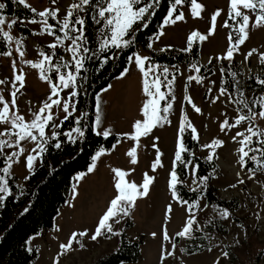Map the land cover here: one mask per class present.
I'll list each match as a JSON object with an SVG mask.
<instances>
[{
	"label": "rangeland",
	"instance_id": "obj_1",
	"mask_svg": "<svg viewBox=\"0 0 264 264\" xmlns=\"http://www.w3.org/2000/svg\"><path fill=\"white\" fill-rule=\"evenodd\" d=\"M26 2L36 8L37 11L58 7L60 11L57 19L62 20L68 6L78 2V0H56V4H53L52 0H26ZM199 2L205 6V11L201 14L202 18L194 19L189 10V5L185 4L182 7L178 6V11L185 13V20L177 22L175 25L163 27V19L167 14V8L157 25V32L153 34L149 41L153 44V47L149 49V43L144 47L136 42L129 56H132L134 52L142 56H149L152 52H159L161 48H167L168 46L175 48L177 51H182L187 47V38L193 30H199L202 34L207 33L211 23L210 17L219 8L223 9V12L217 18L215 35L209 37L205 42H199L198 63L204 66L210 64L209 73L196 72L192 65H187L184 61L176 63L175 66L154 63L160 66L157 74H161L163 67H167L169 72L175 69V72L171 73V77H168V80H171L173 76L175 77L172 93L168 101L161 102V107L167 102H171L172 108L167 114V123L162 127L153 129L147 137L141 138L140 146L137 148V164H132L130 162L131 158L126 155L127 151L134 146V142L123 137L122 134L131 133L134 122L144 118L141 109L147 98L142 91V74L135 64H130L128 60L126 67L95 93L92 121L94 131L111 129V133H115L120 137L110 148L105 149L106 154L97 161L94 172L87 173L88 166L92 163L91 160L84 170L75 172L71 177L66 198L53 218L52 227L41 229L39 233L28 239V245L34 247L37 252L35 258L29 264H54L57 258L59 264H91L99 256L116 248L119 236H112L111 239H108L107 236H101L96 241H92L90 238L94 233L98 220L107 210L111 199L117 194L114 188L113 168L126 171L134 169L127 179L135 181L137 184L142 183L144 173L155 178L154 183L150 186L149 194L137 200L130 216L122 218L120 224H113L114 230L123 231L127 238L141 240L137 260L118 264H161L162 249L170 251L173 243L176 244L175 255L165 259L163 264H215L217 260H219V264H264V171L256 170L253 173L251 170L257 169L258 166L247 158H245L247 167L242 168L238 162L240 156L238 149L241 147L238 141L241 137H237L236 141L232 139L238 131L244 132L250 122L245 121L236 128L221 131V123L225 119L230 123H234L239 114L248 113V109L244 108L243 104L238 103L240 99H244L253 112L258 114L261 111L259 104L253 106V101L261 97L260 92L247 84V78L251 74H261L264 71V64L259 62L258 55L264 53V27H252V21H250L249 39L240 46L238 52H234L233 60L236 66L232 70L229 69L232 91L227 89L225 95H220V89L225 88L221 69L230 62L217 59V57H222L229 47V30L223 27V22L228 16L229 0H199ZM79 14H82V12ZM5 17L9 20L16 19L9 15H5ZM33 18L40 19L36 15ZM32 19L18 20V23L10 32L14 37L22 39L24 45L22 50L25 53L24 60L36 62L41 59L39 56L40 51H44L46 54L53 51L48 48V45L54 42V37L47 34H33L40 32L42 26L29 23ZM162 27L164 35L159 36V39H157ZM5 30L8 29L5 27ZM69 44L70 41H65L63 47L58 46L54 50L59 51V56L57 58L53 57L54 63L60 62V57H63L65 62L71 60V54L65 51ZM252 49H257V53L245 60L246 54ZM8 50L12 51L11 56L0 55V80L5 81V84L0 85V94L10 102V93L13 90L12 62L15 60L17 72L22 70L25 75V86L17 94V108L19 114L23 115L26 121H29L32 119L31 113L37 111L46 101L50 94V87L48 83L39 79L37 69L31 68L21 61L14 42L7 44L5 51ZM210 59L211 62H209ZM126 68L128 74L120 78ZM61 71H66V69H61ZM232 73H236L235 78ZM161 76L164 79L162 74ZM190 76L200 77L201 82L189 81ZM53 81L55 82V76ZM105 89L108 90L104 91ZM69 91L71 90L66 89L61 92V98L66 99ZM161 91L167 93L168 89L164 87L161 88ZM240 92H243V97L240 96ZM186 95L190 96L196 107L200 108L199 113L193 109L192 104L185 100ZM97 96L100 97L101 108V124L98 127L95 125ZM217 97L219 99H216ZM214 100L215 102H213ZM241 109L243 110L242 113L239 111ZM53 113L57 117L54 123L57 124L65 115L60 108L56 107L53 108ZM74 114L77 118L78 113L74 112ZM185 116L198 134L197 147L194 153L208 157L213 150L202 146L211 143L214 139L223 141V146L214 150L213 160L217 167L209 175L206 184H210L220 198H237L236 209H226L229 212L227 219L219 215L218 210H221L220 208L206 202L202 196L197 199L200 207L193 209V211L201 229L205 222L215 219L220 224L225 225L226 230L224 233L206 231L204 235L205 248L193 252H186L185 250L188 239L176 236V233L182 230L188 218V205H182L178 199H173L169 188V174L173 168L178 137L180 136L179 127ZM251 123L254 127L264 129V119H260L258 115L256 120ZM6 127L9 126L0 125V131H3ZM53 130L51 127L46 129V135L50 136ZM73 135L75 136V133ZM4 138L0 137V139ZM256 140L257 138L254 137L251 147H256L254 144ZM153 144L156 145L155 148ZM21 146L25 149V152L19 157V163H13L11 169V176L19 187L23 186L25 177L29 173L26 168V156L36 154L32 152V149L36 147L34 142L24 141ZM157 148L162 153L160 156L162 167H157L153 171L152 164L157 156ZM245 150L247 151V149ZM13 151H17V149L6 148L4 158ZM253 154L258 156V153H250L249 155ZM13 159L15 160L16 157ZM38 160L39 157L34 165ZM5 166L6 162L3 167ZM80 173L87 174L82 180L77 181L75 177ZM0 175H3V173ZM250 175H253L254 178L249 179ZM241 179L244 180L242 184L239 183ZM183 183L188 189H200L204 186L199 184L198 179L197 183L193 184L191 166L187 168V176ZM231 185H236V187H231ZM74 186L78 193L75 198H73ZM169 205H171L172 211L166 218ZM165 227L172 238L171 241L163 239ZM195 227L194 225L193 228L195 229ZM81 231L88 232L87 236L80 238L84 247L81 248L79 244L73 243L71 251L59 255L61 252L60 245L67 244L73 232ZM153 233L156 235L153 236ZM181 249H184V251H181ZM223 252H228L229 256L225 258L222 255Z\"/></svg>",
	"mask_w": 264,
	"mask_h": 264
},
{
	"label": "snow or ice",
	"instance_id": "obj_2",
	"mask_svg": "<svg viewBox=\"0 0 264 264\" xmlns=\"http://www.w3.org/2000/svg\"><path fill=\"white\" fill-rule=\"evenodd\" d=\"M161 0H78L76 3H72L68 6L65 16L62 20H58L59 8H45L42 11H37L36 8L32 7L26 2V0H18L20 5H23L26 8H29L31 12L35 13L40 19L33 18L29 23L40 24L41 30L38 33H33L35 35H44L54 37V42L48 45L49 49L53 51L50 54H46L44 51L39 52V59L36 62L30 60H24V51L22 50L24 45L22 39L14 37L10 30L18 23L17 19H7L3 14V10L6 8V4L0 2V40L7 44L15 43L16 51L19 53L21 61L29 65L33 69L39 71V79L48 83L50 87V94L47 97L46 101L38 108L37 111L32 112V119L29 121L25 120V117L19 114V109L17 108V94L20 89L25 86V75L23 71L17 72L16 61L13 60V81H12V91L10 93L11 100L10 102L5 99V97L0 94V125H8L3 131H0V137H5L0 139V156H5L4 150L6 148H16L17 151H13L10 155L5 157L6 166L0 169V172L3 175H0V203L3 200L11 195V190L9 188L8 178L11 177V169L13 163H19V157L24 154L25 149L21 146V143L24 141L34 142L36 147L32 149V152L36 153L35 155L28 154L26 156V168L30 173L29 176L25 177V180L31 178V175L34 174L33 166L37 158L44 152H46V145L51 140H56L54 144L56 149L62 147V143L59 142V137L64 135L67 137V141L75 144L78 139L85 137V131L79 125L81 121L86 119L87 113H84L82 116L75 119V124L77 126L73 127L70 131L65 133H60L53 130L51 135H46V129L51 127L52 129H58L63 126V121L69 119L73 116L76 111V104L74 102L75 98L78 95V92L75 90L77 87V80L80 77L82 71L85 70V62L88 59H91L92 56H95V52L86 46L87 37L85 36L84 25L85 19L79 16L80 12L86 11L88 8L92 10V20L97 25H101L99 28V45L97 51L105 52L111 48L118 50H123L132 47L136 42L135 33L139 30L136 25L143 23V27H147L148 24L145 22L146 18L155 14V8L159 5ZM53 4H56V0H52ZM185 4L189 5V10L193 18H202V13L205 11V6L199 2V0H171L167 14L163 19V27L169 25H175L177 22L185 20V13L183 11H178V6H184ZM223 9H216L210 17V27L206 34H202L199 30H193L187 38V47L182 49V51L189 52L193 48L194 43L205 42L209 37L215 35L217 29V18L221 16ZM252 14V15H250ZM228 18L224 20L223 27L231 28L232 31L229 33V47L222 57H217V59H223L232 61L234 59V52H238L241 45H243L246 40L249 39V28L250 21H252L251 26L260 28L264 27V0H229L228 6ZM254 15V20H253ZM49 18L56 20L59 25L58 31L62 35L56 34V27L52 24H49ZM229 21H233V24H229ZM79 26V27H77ZM5 27L8 30H5ZM163 27L157 36L164 35ZM65 41H70V44L65 48V51L71 54V60L65 62L63 57H60L59 63L53 62V57L55 56V49L57 47H63ZM153 47L152 43L148 44V48ZM171 46H168L170 48ZM168 49L161 48L160 51H166ZM91 52V55H88ZM254 53H257V49L250 50L246 56L245 60H248ZM0 55L11 56L12 51L8 50ZM259 62L264 64V53H259ZM112 57H106L102 60L101 66L107 63L108 59ZM129 63H134L136 68L142 74V91L144 96L147 98L142 106L141 112L144 117L143 120H136L133 124V131L131 133L122 134L123 137H126L134 142V146L130 148L126 155L131 158L130 162L132 164L138 163L137 148L140 146V140L142 137H147L150 135L156 127H162L165 123L168 122L167 114L172 108L171 102H167L163 107H161V101H168L169 96L172 93V86L175 82V77L171 80H168L169 69L163 67L161 74L164 79H161V74H157V70L160 69V66L151 62L150 57L142 56L139 53H133L132 56L128 57ZM211 62V59L209 60ZM147 65V67H146ZM192 67L196 72H199L200 69L193 64ZM61 69H66V71H61ZM223 72V69H221ZM51 73H55V82ZM128 74V69L126 68L121 74L120 78H123ZM232 76L235 78L236 73H232ZM189 81L195 80L197 83L201 82L200 77L190 76ZM167 81V83H165ZM257 83L264 85V78L257 77ZM17 83L19 86L17 87ZM5 84L4 80H0V85ZM164 86L168 89V92L165 93L161 91V87ZM111 87V86H109ZM66 89H70L66 99H62L60 94ZM105 89L104 91H107ZM227 93L226 88L220 89V95H225ZM243 97V92L239 93ZM55 97V98H54ZM231 99V97H229ZM174 99V97H172ZM216 99H219L217 97ZM100 97L97 96V105H96V117L95 125L98 127L101 124L100 116ZM185 100L192 104L193 109L199 113L200 108L192 102L190 96H185ZM215 102V100L213 101ZM238 103L244 105V108L248 109L247 114H239L235 119L234 123H230L225 119L221 123V131L226 129L231 130L242 125L245 121L250 122L249 126L245 129L244 132H237L235 136L232 137L233 141L237 140V137H241L238 143L241 147L238 149L240 153L239 164L242 168L247 167L248 160L253 161L258 168L251 170L253 173L256 170L264 171V129L252 126L253 121L256 120L257 115L260 119H264V96L257 98L253 101V106L259 104L261 111L257 114L253 112L252 108L249 107L248 103L244 99H240ZM60 108L64 113L63 121L59 124L54 123V120L57 119L53 113V108ZM71 108V111H70ZM241 113L243 110H239ZM191 128L193 139L198 140V134L196 129L192 126L191 122L188 121L185 116L181 120L177 143V150L175 152V159L173 161V168L170 172L169 179V188L172 192L173 199H178L177 197V186L178 184H183V181L180 180L178 173L176 171L177 162L184 165L185 168L191 166V175L193 176V184L197 183L201 186L205 185L208 176L197 178L198 165H195L190 160H185L182 156V153L189 151L185 145L182 138V134L185 131V128ZM75 133V136L73 135ZM111 129H104L103 131H96V135H102L107 139L111 135ZM15 137V139H13ZM257 138L256 143L259 147H251L253 144V138ZM158 139V138H157ZM119 142V141H118ZM223 141L219 139H214L211 143L205 144L202 147L206 149H212L213 151L208 155L207 160L211 161L215 155V149L222 147ZM155 148L156 145L153 144ZM115 145L113 146V150ZM247 149V151L245 150ZM38 150V151H37ZM157 156L155 161L152 164V170L155 171L157 167H162L160 162V153L159 149H156ZM250 153H259V156ZM106 154V150L102 147L100 148L95 155L92 157V163L88 166L87 173H92L96 170L97 161ZM16 157L14 160L13 158ZM134 169L132 170H123L120 168H113L112 172L114 173V188L116 190V196L111 199L110 204L105 211V213L98 220L97 226L94 230V233L91 235V240L96 241L101 236H107L108 239H111L112 236H120L121 231H115L113 224H120L122 218L128 217L131 214V210L135 208L136 202L140 198H144L149 194L150 186L154 183V177L149 176L147 173H144L142 183L137 184L135 181H130L127 179ZM87 173L77 174L75 179L80 181L84 178ZM239 176V173L237 174ZM249 179H253L254 176L250 175ZM239 183H244V180H239ZM231 187H236V185H231ZM191 191H197V188H192ZM73 198L78 193L76 192L75 186L73 187ZM182 205H188L187 211L189 213L188 218L185 221V225L181 231L176 233L177 237L191 239L193 238L194 231H201V226L198 224L196 219V214L193 209H198L200 207L199 202H193L189 204L188 201H179ZM205 207H207L205 205ZM27 211V209H25ZM172 211L171 205L168 206L166 212L167 215ZM219 215L227 219L229 217V212L226 209L218 210ZM196 226L195 229L193 226ZM88 235L87 231L73 232L69 238L67 244H61V252L59 255H63L68 251L72 250L73 243L79 244L81 248L84 247L81 243V239ZM153 236L156 234L153 233ZM163 239L166 241H171V237L168 234L167 228H164ZM30 243V241H29ZM211 250V249H209ZM28 251L31 252L32 249L28 248ZM184 251V249H181ZM176 252V244L173 243L171 250L162 249L161 253V264L168 257L174 256ZM222 255L227 258L229 256L228 252H223ZM54 264H59V259L57 258L54 261ZM219 264V260L215 262Z\"/></svg>",
	"mask_w": 264,
	"mask_h": 264
},
{
	"label": "trees",
	"instance_id": "obj_3",
	"mask_svg": "<svg viewBox=\"0 0 264 264\" xmlns=\"http://www.w3.org/2000/svg\"><path fill=\"white\" fill-rule=\"evenodd\" d=\"M6 4L3 10L4 15L15 17L17 20L32 19L34 13L29 8L18 3V0H0ZM171 0H161L155 8V14L146 18L148 26L143 27V23L136 25L139 30L135 33L136 42L142 46H146L153 34L157 32V25L164 16ZM85 19L84 31L87 37L86 46L95 52L85 62V70L81 72L77 80L76 91L78 92L74 102L78 117L87 113L86 119L81 121L79 125L85 131V137L78 139L75 144L67 141V137L61 135L59 142L62 143L60 149H56L54 144L56 140H51L45 146L46 152L39 156L38 162L33 166L34 174L31 178L24 180L23 186L19 187L15 179L11 176L8 179L11 195L7 196L0 203V264H29L36 256L37 252L34 247L28 245V239L40 232L41 229L51 228L53 218L57 214L59 207L63 204L67 191L71 182V177L75 172L84 170L88 163L92 160L94 153L99 148L108 149L120 137L112 133L107 139L102 135H96L92 127L93 113L95 107V93L103 87L113 76L122 71L128 62V56L133 51L135 44L127 49L118 50L111 48L105 52L97 51L99 45V28L101 25L93 23L92 10L88 8L86 11L79 14ZM228 16L225 18V20ZM49 24L56 27L57 34H62L58 31L59 25L56 20L49 18ZM229 21V24H233ZM79 27V26H77ZM229 33L232 31L228 28ZM135 42V43H136ZM7 49V43L0 40V52ZM166 51L152 52L148 57L152 63L165 64L175 66L176 63L184 61L187 65L195 64L200 69L199 73H209V65H201L198 63L199 43H194L193 48L189 52L177 51L175 48H166ZM91 52L88 55H91ZM59 56V51H55V58ZM106 57L107 63L102 64V60ZM59 63V62H58ZM235 62H228L222 72L223 85L229 91H232V81L229 69H234ZM236 71V70H235ZM175 72L172 69L171 73ZM52 77L55 73H51ZM257 77L264 78V71L261 74H251L247 78V84L260 92L264 96V85L256 82ZM161 79L163 80L162 76ZM162 89L164 86L161 87ZM163 102V101H161ZM76 116L69 117L63 121L61 118L58 124L63 121V126L54 129L60 133L70 131L75 124ZM193 134L190 128H185L182 138L185 147L189 150L182 153L185 160L192 161L198 165L197 178L208 176L216 169L214 160H207V156L194 153L197 147V140L192 138ZM259 147L257 143H254ZM259 156V153H258ZM4 156H0V169L5 165ZM176 171L180 180H184L187 176V168L177 162ZM2 172H0L1 174ZM30 173L27 174L29 176ZM202 196L206 202L214 204L217 208L234 210L237 207V198L229 199L220 198L215 189L210 184H205L197 191H191L186 188L185 184H178L177 197L179 201H188L189 204L196 202ZM27 209V211H25ZM225 232V225L220 224L215 219L208 220L204 223L201 231H194L193 238L188 239L186 244V252L199 251L205 248V232L206 231ZM141 240L129 239L125 233L121 231L119 242L114 250L99 256L91 264H118L122 262H135L140 251ZM28 248L32 251L29 252Z\"/></svg>",
	"mask_w": 264,
	"mask_h": 264
}]
</instances>
